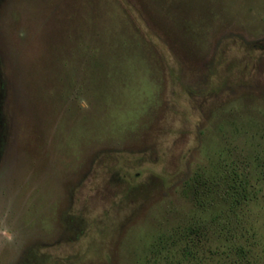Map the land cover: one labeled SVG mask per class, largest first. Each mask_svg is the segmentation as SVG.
<instances>
[{
    "label": "rangeland",
    "instance_id": "1",
    "mask_svg": "<svg viewBox=\"0 0 264 264\" xmlns=\"http://www.w3.org/2000/svg\"><path fill=\"white\" fill-rule=\"evenodd\" d=\"M0 264H264V0H0Z\"/></svg>",
    "mask_w": 264,
    "mask_h": 264
},
{
    "label": "trees",
    "instance_id": "2",
    "mask_svg": "<svg viewBox=\"0 0 264 264\" xmlns=\"http://www.w3.org/2000/svg\"><path fill=\"white\" fill-rule=\"evenodd\" d=\"M189 254L193 256V252H189Z\"/></svg>",
    "mask_w": 264,
    "mask_h": 264
}]
</instances>
